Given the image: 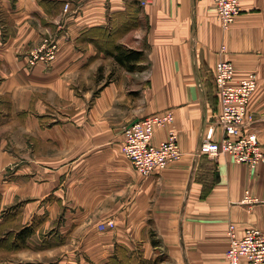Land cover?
Returning a JSON list of instances; mask_svg holds the SVG:
<instances>
[{"label": "crops", "instance_id": "1", "mask_svg": "<svg viewBox=\"0 0 264 264\" xmlns=\"http://www.w3.org/2000/svg\"><path fill=\"white\" fill-rule=\"evenodd\" d=\"M241 9L223 30L213 0H0V264H227L229 224L264 231V162L198 154L223 137L220 60L257 76L245 131L264 151V0ZM49 36L55 60L29 67ZM114 45L142 52L139 68ZM166 110L152 144L174 131L182 155L143 178L123 129Z\"/></svg>", "mask_w": 264, "mask_h": 264}, {"label": "built area", "instance_id": "2", "mask_svg": "<svg viewBox=\"0 0 264 264\" xmlns=\"http://www.w3.org/2000/svg\"><path fill=\"white\" fill-rule=\"evenodd\" d=\"M213 3L219 26L228 30L242 11L241 0H213ZM221 51L224 52L225 48L222 47ZM57 52V39L45 37L39 48L27 56V64L29 67L38 62L49 65L55 60ZM213 82L219 100L216 123L222 128L223 137L219 141L204 139L198 154L209 159L228 155L234 162L255 169L264 162V151L257 135L245 131V127L252 120L248 107L258 87L257 76L250 73L236 80L233 64L220 60L214 66ZM173 120L172 111L166 110L124 127L122 155L143 178L162 171L170 162L180 159L182 153L176 132H169L168 139L159 145L152 144L155 130L171 124ZM244 200L251 201L248 194ZM113 227L114 224L108 221L99 224L98 230L105 231ZM227 236V264H264V231L246 228L241 235H237L235 225L229 224Z\"/></svg>", "mask_w": 264, "mask_h": 264}, {"label": "trees", "instance_id": "3", "mask_svg": "<svg viewBox=\"0 0 264 264\" xmlns=\"http://www.w3.org/2000/svg\"><path fill=\"white\" fill-rule=\"evenodd\" d=\"M101 46L102 45L99 44V47ZM106 54L107 56L112 57L119 66L129 72L135 71L139 68L138 63L141 61L143 55L140 51H135L118 45H114L112 50L106 52ZM158 261L159 259L156 258L154 260L145 262L140 261L139 263H136L135 261H131V259H126V256L120 255L112 258L108 264H157Z\"/></svg>", "mask_w": 264, "mask_h": 264}, {"label": "rangeland", "instance_id": "4", "mask_svg": "<svg viewBox=\"0 0 264 264\" xmlns=\"http://www.w3.org/2000/svg\"><path fill=\"white\" fill-rule=\"evenodd\" d=\"M262 145V144H261ZM263 148V147H262ZM162 258V256L159 257V260Z\"/></svg>", "mask_w": 264, "mask_h": 264}]
</instances>
